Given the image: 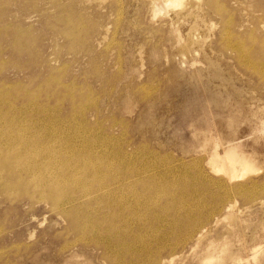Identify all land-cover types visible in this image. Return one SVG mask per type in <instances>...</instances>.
<instances>
[{
	"label": "rangeland",
	"instance_id": "374dc122",
	"mask_svg": "<svg viewBox=\"0 0 264 264\" xmlns=\"http://www.w3.org/2000/svg\"><path fill=\"white\" fill-rule=\"evenodd\" d=\"M160 3L0 0V112L61 154L118 153L143 203L121 229L126 247L104 253L3 181L0 264H264V74L243 61H264V0ZM208 138L240 145L254 171L230 183L213 174Z\"/></svg>",
	"mask_w": 264,
	"mask_h": 264
},
{
	"label": "bare ground",
	"instance_id": "6f19581e",
	"mask_svg": "<svg viewBox=\"0 0 264 264\" xmlns=\"http://www.w3.org/2000/svg\"><path fill=\"white\" fill-rule=\"evenodd\" d=\"M185 3H186V0H161V3L157 4L156 6H158V9L160 8L162 10H166V9L168 10L170 8H174V10H182L185 7ZM154 4H156V2L155 3L153 2V5H151V6H154ZM199 7H200V5H199ZM151 11L154 14V11L153 10H151ZM153 16L156 17L155 15H152V17ZM161 19H162V17H161ZM172 22H173V20H172ZM9 24H11V23H9ZM1 26H3V25H1ZM25 29H27V28H25ZM192 37L195 38L197 36H192ZM199 37H200V35H199ZM263 38H264V36H263ZM20 39H22V37ZM13 44H15V43H13ZM263 44H264V42H263ZM1 50L2 49H0V51ZM241 55H243V54H240V56ZM248 56L249 55H247V57ZM245 58H246V56H245ZM245 58H243V59H245ZM255 59H256L255 62L250 61V60L247 61L248 59L243 60V61H246V63L248 65H251L253 67L259 66L261 68V70L259 71V74H264V61H261L257 58H255ZM25 62H26V60H25ZM51 72H52V70H51ZM40 82H42V81H40ZM60 82H58V83H60ZM46 85H48V84L46 83ZM22 88H20V90ZM8 89H11V88L9 87ZM64 89H68V88H64ZM15 90H17V89H15ZM20 90L18 92H20ZM23 91H25V90H23ZM38 91L39 90H37V92ZM5 94H7V93H5ZM27 95H28V93H27ZM51 96H53V95L51 94ZM40 97H42V96H40ZM81 97L83 98V96H81ZM73 102H74V99H73ZM81 104H82V101H81ZM78 106H79V104H78ZM59 110H61V109H59ZM86 112H88V111H86ZM84 115H85V113H84ZM62 118H64V117H62ZM43 119H45V118H43ZM21 122H22V117H20V119L16 118V119L12 120V119L7 117V115L5 114V111L0 112V183H4L3 181H8L12 184L13 183L16 184V186H19L17 189V190H19L18 192L26 195V197L31 199V200L36 198L35 194H38L40 198H43L45 201L49 202L51 204V206L54 207L53 209H55V208L58 209L60 216H62L67 221L69 227L73 228V231L80 232L82 234L83 240L84 239L86 240L85 243L88 242L90 244V246H92L93 249L94 248L95 249L101 248L103 250L102 252L106 253L109 251L110 245H113L115 247L125 248L126 247V245H125L126 241L124 243V239H123L124 233L121 229L123 226L124 227L125 226L130 227L129 224H134L132 222H134V220L137 219L138 215H139V213L137 211H135V208H136V206H140L143 203L140 200V196L135 193L136 191H134V193L131 192L132 194L128 193V189H129L128 186L129 185L124 184V181L128 179V175L126 174L127 169H124L123 167H121L123 164L122 163V157L118 153L115 154V156L107 155L106 154L107 152L101 151L102 150L101 148L99 150V151H101L100 155L95 156V157H93V155H91L92 153L81 157L79 154L74 153V150H73L74 148L71 149L72 153H70V154H67V155H66V153L61 154V153H59V151L55 150L52 146H47V147L45 146L44 147V141H45L44 135L43 134H32V132L29 131V126L26 127L25 129H22L21 126H23V125H21ZM261 130H263V129H261ZM51 135H53V134L47 135L50 138V139H47L48 142L50 140L56 142L59 137L58 136H51ZM259 137H258V139H259ZM78 138L79 139L77 141H80V137H78ZM66 140H67V138H66ZM72 141L77 144V141H74V140H72ZM72 141H68V142L71 144ZM209 142H211L210 143L211 148H210V151L208 153L209 156L207 158L208 159L207 166L210 168V170L213 174L225 177L226 178L225 180L229 181V183H230V182H234V181H237L240 179H244V177H246L249 173L254 171L252 163L245 157V155L243 154V151H241L240 145H238V144L236 145L235 143L231 142V143H228L227 146H224L225 143H221L218 140L211 139V138L207 139L206 145H208ZM219 144H222V145L224 144L222 147V152H219L217 149ZM74 147H75V145H74ZM99 147H101V146H99ZM99 147L96 146V148H99ZM75 149H77V148L75 147ZM84 157H87V158L83 159ZM97 157L99 158V160L102 159L104 161L103 162V165H104L103 168H101L100 166H99L100 167L99 168L97 166L98 164L96 165L95 159ZM254 157H255V155H254ZM106 158H108V160H104ZM92 159L94 160V162H92ZM115 159H116L115 163H113V162L109 163V161H112ZM255 159H257V158H255ZM63 162H65L66 164H63ZM99 162H97V163H99ZM254 166H255V164H254ZM50 169H51V171H50ZM256 170H257V168H256ZM46 177L48 179H46ZM208 177H209V175H208ZM219 181H222V180L219 179ZM127 182H130V181H127ZM7 186H8V184H7ZM11 192L12 191H10V193ZM15 192H16V190H15ZM230 193H231V190H230ZM13 194H15V193H12V195ZM129 194L131 196H133V198L135 199V201L132 203L126 202V197ZM37 201H38V199H37ZM42 201L43 200H41V202ZM46 205H49V204H46ZM121 205H125L126 209L123 208L124 206L121 207ZM229 205H231V204H229ZM145 208H147V206ZM51 211H52V209H51ZM217 221L218 220H216V222ZM213 223H215V222H213ZM89 229H93V230L92 231H86ZM203 230H205V229H203ZM0 232H1V230H0ZM203 235L204 234H202V236ZM88 236L92 237V239L90 240L91 242H89ZM127 236H128V238H130L131 235L129 234V235H126V237ZM199 237H200V235H199ZM103 238L105 240H103ZM203 238L202 239L200 238V239L203 240ZM260 244H262V243H260ZM196 245H197V243H196ZM197 248H199V247H197ZM258 252H260V251H258ZM108 256H110V255H108ZM7 257H8V255H7ZM106 259H107V257H106ZM238 259H240V258H238ZM117 260H122V259L120 256L116 257V258H110L109 259L110 263H113V264H115ZM216 260H217V258L212 257V258H207L205 260V262L209 263L211 261H216ZM245 261L247 262L246 258H245ZM120 264H124V263H120ZM239 264H240V262H239Z\"/></svg>",
	"mask_w": 264,
	"mask_h": 264
}]
</instances>
